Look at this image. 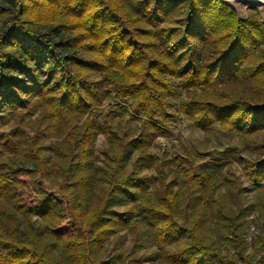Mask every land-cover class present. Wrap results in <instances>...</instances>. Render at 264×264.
<instances>
[{
    "label": "trees",
    "instance_id": "obj_1",
    "mask_svg": "<svg viewBox=\"0 0 264 264\" xmlns=\"http://www.w3.org/2000/svg\"><path fill=\"white\" fill-rule=\"evenodd\" d=\"M180 120L203 140L162 161ZM122 232L162 264H262L264 19L222 0H0V264H128L103 257Z\"/></svg>",
    "mask_w": 264,
    "mask_h": 264
},
{
    "label": "rangeland",
    "instance_id": "obj_2",
    "mask_svg": "<svg viewBox=\"0 0 264 264\" xmlns=\"http://www.w3.org/2000/svg\"><path fill=\"white\" fill-rule=\"evenodd\" d=\"M226 3H229L233 6V8L237 11L241 19H246L247 16L251 13H256L258 17L264 19V5H259L255 0H222ZM264 1V0H258ZM107 106V103H105ZM123 113V122L126 129V132H135L139 123L135 120H131V118ZM134 134V133H133ZM168 136L163 138H158L153 148L150 150L152 154H159L164 161L165 158L171 159L176 155H180L182 153L183 147L190 148L192 145L200 146V141L203 140V135L200 131H195L191 129L186 120H180L168 125ZM105 140L103 137H99L96 142V150L97 155L102 157V152L105 149ZM203 155L198 154L199 163L202 161ZM201 158V160H200ZM163 169L167 172L169 171V167L164 166ZM234 174L240 177L243 182V187L246 189L247 202H255V191L250 188L245 178L241 174L240 167L235 165L233 169ZM173 177H169V181H172ZM39 183L42 185V189L47 191L50 194L55 195L56 187L55 184L49 179L43 180L41 178L38 179ZM64 205L65 201H61ZM254 217L253 213H250L248 216V220L250 221ZM36 220V218L34 219ZM38 226L40 224L38 223ZM257 234V229L254 224L251 225V228L248 230L246 239L248 242L251 241L252 238ZM121 244H116V238L111 239V242L106 244L105 251L103 252V257L105 261L110 260L113 256H115L118 252L122 253V261H125L128 264H134L133 259L137 256L142 258L143 264H162L153 256V249L151 247L146 248L144 250L139 251L138 253L132 252L133 242L132 237L129 236L126 232H122L120 235ZM262 264H264V255L261 258Z\"/></svg>",
    "mask_w": 264,
    "mask_h": 264
},
{
    "label": "bare ground",
    "instance_id": "obj_3",
    "mask_svg": "<svg viewBox=\"0 0 264 264\" xmlns=\"http://www.w3.org/2000/svg\"><path fill=\"white\" fill-rule=\"evenodd\" d=\"M261 3L259 5H264V1H260Z\"/></svg>",
    "mask_w": 264,
    "mask_h": 264
},
{
    "label": "water",
    "instance_id": "obj_4",
    "mask_svg": "<svg viewBox=\"0 0 264 264\" xmlns=\"http://www.w3.org/2000/svg\"><path fill=\"white\" fill-rule=\"evenodd\" d=\"M243 1H245V0H243ZM255 1H256V0H255ZM256 2H257V3H261V2H260V1H258V0H257Z\"/></svg>",
    "mask_w": 264,
    "mask_h": 264
}]
</instances>
